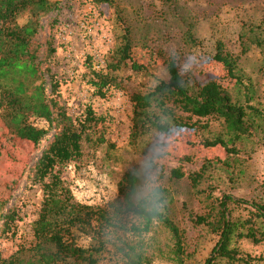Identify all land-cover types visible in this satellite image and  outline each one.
Returning a JSON list of instances; mask_svg holds the SVG:
<instances>
[{
	"label": "trees",
	"instance_id": "obj_1",
	"mask_svg": "<svg viewBox=\"0 0 264 264\" xmlns=\"http://www.w3.org/2000/svg\"><path fill=\"white\" fill-rule=\"evenodd\" d=\"M57 1L0 0V118L9 134L28 140L35 147L40 146L52 126L58 128L29 167L42 192L31 226L32 239L28 245L19 244L8 256L0 257V264H101L107 258L112 264H150L154 250L173 264H258L260 257L242 251L239 242H264V199L218 190L210 174V162L187 173L180 166L171 168L164 182V167H158L148 156L142 170L131 167L122 172L111 201L90 205L75 199L62 176V168L80 159L84 146L92 141L90 133L102 119L87 105L82 117L73 120L61 104L60 78L52 71L54 47L47 39L36 38L40 18L51 12ZM92 2L112 7L115 21V45L104 66L94 70L91 61L87 64L91 73L88 83L93 94L102 98L110 88L124 87L130 73L152 74L133 58L132 28L115 0ZM24 15L25 20L20 22ZM258 30H251L253 36L249 35L246 41L260 49L259 69L264 72V26ZM187 38L194 40L191 32ZM240 42L244 53L243 37ZM239 57L216 41L211 58L222 64L224 79L235 86L237 92L233 96L221 79L198 81L183 73L177 54H169L164 62L166 77L153 75L150 85L132 89L129 94V142L140 144L144 136L153 139L162 126H172L175 133L181 129L208 131L216 122L219 129L202 138L201 144L224 149L227 157L220 162L222 166L239 165V145L250 140L253 147L255 135L263 131L264 125V107L255 102L253 81L241 72ZM124 70L129 73L124 74ZM31 117L44 119L48 128L36 126ZM262 140L264 143V135ZM154 169L161 182L143 192L141 183ZM183 178L200 204L199 212L189 213L190 222L216 237L200 262L192 260L186 231L171 213L170 184ZM6 202L0 201V207ZM8 217L1 215L5 227ZM150 233L162 236L163 242L155 238L147 242L143 237ZM82 236L90 239L87 245L78 243Z\"/></svg>",
	"mask_w": 264,
	"mask_h": 264
},
{
	"label": "rangeland",
	"instance_id": "obj_2",
	"mask_svg": "<svg viewBox=\"0 0 264 264\" xmlns=\"http://www.w3.org/2000/svg\"><path fill=\"white\" fill-rule=\"evenodd\" d=\"M57 2L51 12L40 18L36 38L40 41L47 39L54 47L52 71L60 78L58 92L61 104L73 120L82 117L87 105L102 119L90 133L92 141L84 146L80 159L62 168V176L77 201L90 205H104L111 201L116 195V183L122 172L131 167L142 170L148 156L158 167H164V182L171 168L180 166L187 173L197 170L204 162H210V174L218 184V190L239 197L259 196L264 199V125L263 131L256 133L253 147L250 140L239 145L240 162L233 168L220 164L227 157L223 148L208 147L200 142L219 129L216 122L212 123L209 132L181 129L167 138V146L163 148L157 146L154 149L152 138L146 136L140 144L129 142L132 117L129 94L132 89L150 85L153 75L166 77L164 62L171 53L177 54L183 73L198 81L214 77L221 79L236 96L235 86L224 79L222 64L211 58L216 41H221L225 49L240 55L239 68L252 79L255 102L264 107V72L259 69L262 55L259 48L246 41L249 35L253 36L251 30L256 32L264 26V0H115L132 28L133 58L146 66L152 75L130 73L124 87L110 88L102 98L93 94L88 83L91 73L87 64L89 61L92 64L94 53L105 59L108 50L115 45L113 8L99 4L88 12L81 0ZM25 18L26 15L19 21L23 22ZM85 18L93 28L91 36L86 35L87 31L82 26L81 21ZM99 29L101 31L97 32ZM188 32L192 33L195 41L187 38ZM105 35L111 39L107 47ZM241 37L246 42L244 53L241 52ZM123 73L128 74L129 71L125 73L124 70ZM44 80L46 83L49 80L46 74ZM30 121L38 127L48 128L44 119L31 117ZM57 129L52 126L40 146L35 147L30 141L9 134L0 118V201H7L0 207V257L8 256L19 244L28 245L32 239L31 226L37 217L42 192L41 185L33 181L29 167L40 157ZM97 137L103 140L95 141ZM143 150H147L145 155ZM159 182L161 177L156 170H150L141 183V190L145 192ZM170 187L172 216L186 231L192 260L200 262L209 253L216 237L190 222L189 213L199 212L200 204L186 178L170 184ZM1 215H9L8 226H4ZM143 238L147 242L153 238L163 242L162 236L152 233ZM89 242L86 236L78 239L82 245ZM239 246L251 256L260 257L258 264H264V242L253 244L241 240ZM151 253L150 264H173L158 251ZM111 262L107 258L101 264Z\"/></svg>",
	"mask_w": 264,
	"mask_h": 264
},
{
	"label": "built area",
	"instance_id": "obj_3",
	"mask_svg": "<svg viewBox=\"0 0 264 264\" xmlns=\"http://www.w3.org/2000/svg\"><path fill=\"white\" fill-rule=\"evenodd\" d=\"M81 1H82L81 3L83 4V6L85 7V10H87L88 12H90L92 10V8L94 7V5H96L92 2V0H81ZM89 14H91V13H89ZM81 23H82L84 30L87 31L86 35L91 36V31L93 30V28H92V26L87 24L86 18L84 20H82ZM100 31H101V29H99L97 32H100ZM104 41H105V44L107 47V44H110L111 39L109 36L105 35ZM93 55H94V58L92 61V68L94 70H99L104 66L105 59L103 58V56H100V54H98V53H94Z\"/></svg>",
	"mask_w": 264,
	"mask_h": 264
},
{
	"label": "clouds",
	"instance_id": "obj_4",
	"mask_svg": "<svg viewBox=\"0 0 264 264\" xmlns=\"http://www.w3.org/2000/svg\"><path fill=\"white\" fill-rule=\"evenodd\" d=\"M173 134H175V130L172 128V126H162L152 139L153 148L155 149L157 146H160L161 148L166 147L168 143L167 138ZM159 154H162V152Z\"/></svg>",
	"mask_w": 264,
	"mask_h": 264
}]
</instances>
